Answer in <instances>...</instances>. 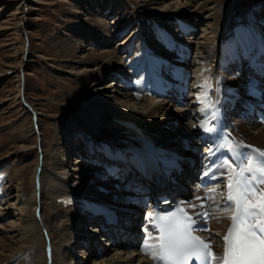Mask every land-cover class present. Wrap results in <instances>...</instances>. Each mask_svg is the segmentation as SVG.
I'll list each match as a JSON object with an SVG mask.
<instances>
[{
  "label": "bare ground",
  "instance_id": "bare-ground-1",
  "mask_svg": "<svg viewBox=\"0 0 264 264\" xmlns=\"http://www.w3.org/2000/svg\"><path fill=\"white\" fill-rule=\"evenodd\" d=\"M149 1H151V4L152 2H154L155 4H159L160 6L159 2L161 0ZM168 1L170 2L169 4L163 5V7L161 6V8H159V13L162 16L161 19H164V21L167 22L166 25L165 23L163 24L164 26L158 25L160 29V32H158L161 34L162 40H164V44L161 46L157 39L152 36L148 42L141 44L140 46L138 45L139 47H136L137 53L133 62L134 65H136V68L139 65L138 63H142V61L138 60V56L142 52H147L145 54L148 56L149 62L148 67L142 70L143 77L141 76L140 79H137V83L133 82L132 75L120 72V67L125 63L124 61L122 62V59L120 57L115 55L118 47H115L112 44L109 45L112 39L111 33L106 32L108 31L107 24L104 23L105 20L102 17H99V14L95 13V10H87L92 17H89V19L87 20L85 19L86 21H82V24H80V28L73 27L70 34L65 33L66 35L64 38V42H66L67 44L64 46V48L67 50L69 56H73L74 53L81 52L80 50L85 47V42L89 41L93 43V46L85 47V49L88 50V53L83 54L79 60H70L71 69H76L77 71L76 79L79 84V89L84 88L86 84L89 85L92 81L93 86L98 85L99 82H101L108 75H115L116 77L114 80H124L128 83L130 88L132 86V89H134L138 93V95H132L133 97L129 95L130 101L129 99H125L126 101H124V104H133V102L131 101H134V104L136 103L142 106V111L139 112H135L131 109L130 111L126 110L125 112H119L120 110L113 107L114 102L120 104V102H118L119 97L116 95L118 91L114 92V95H110L109 97H107L108 101H103L96 96L94 99L96 105L100 104V106L102 107H111V110H114V113H116L115 117H120V123L123 124H118V128L123 130L121 132L128 131L129 133V137L126 135L125 136L129 138L130 148H123L124 150L118 151L117 155L120 158L117 161L119 163H125L127 160L132 158L139 159L143 157V159H152L154 155H157L158 153H167L166 150L177 148V145L180 144L183 138L189 141V138H195L196 135H200L203 128L207 127L209 118L211 117V114L208 112L207 106L208 104H213V101L217 97V95H220L219 90H223L225 81L229 78L228 76H226V74H233L229 79L232 81L238 80L239 82L241 78L238 76V73L236 71H240V64L243 58L252 60L250 64H253V68L257 70H260V67H264V63L261 60V56L264 53V29L262 26H259V21L257 22L256 19H250V21L245 23L242 28L234 29L231 33L232 35L226 37L227 35H225L226 33H224L225 30L223 28V25L217 21V13L220 10L217 5L211 8V10L216 11H214V13H211L209 17L208 15H204V13L206 14L207 12L211 11L209 6L212 3L218 2V0H206L205 2H201V0ZM163 2L165 3L167 2V0H164ZM26 4V2H22L18 6V13L22 14L23 16L26 12ZM169 8H173V10ZM205 19L206 22H208L209 30L203 31L204 42L201 45L203 50H200L199 55L195 60L196 62H194L195 66L192 67L193 76H191V72H189L191 68H189L190 63L188 61V54L193 49L195 43L193 44L192 41H190V38L192 37V35L197 33H195V31L197 30V28H199L201 22H205ZM261 20L264 22L263 17H261ZM171 23L173 24L172 27L170 26ZM164 27L167 29H165ZM166 30H172V33L176 32L177 37L173 36L170 33H165ZM188 31H193V33L190 34V36L187 38L186 33ZM98 38L101 44H99ZM132 45L134 46V44H126L125 48H127V51H131ZM106 46L108 48L111 46V50H108ZM97 48H100V50ZM166 48L173 50L174 52H167ZM199 48L200 47L198 45L197 49ZM140 59L142 60V58ZM215 61L216 63H214ZM163 70H165V74H170L169 78H172L175 81H169L168 77H165L164 74H162L164 73ZM178 78H181V80H188L189 78H193L195 87L193 89V93L195 100L194 103H190L185 107L174 106L175 108H172L174 109L173 112L178 113V116H174V114L171 113L170 109L173 105L171 104L170 99L165 97L168 96L175 84L178 83ZM109 82L111 83L106 85V87H103V90L110 87L113 88L115 87V85H118L117 82L113 83L112 80H110ZM150 82H156L160 87L158 86L157 89L151 90ZM206 82L208 85H210V87L206 86ZM167 90H169V93H167ZM87 93V90H81L80 96L85 97ZM208 95L211 96L210 99H208ZM96 110L97 111L92 112L93 118L88 123L87 130L91 134H94V126H98V130L100 132L104 131L110 133V131L112 130L109 131L107 129H104L103 127L100 128L101 124L109 121L110 119L107 116L100 117L99 111H101L102 109ZM171 122H179V126L186 127L189 133L181 137H172L173 135H171L170 132L171 129L169 130V128H171ZM234 127L239 134L247 137L249 141L264 146V126H249L248 124L240 121L238 123H234ZM254 129L256 130L254 131ZM62 131L63 134H61L63 136L65 131ZM144 133H146L148 136L146 137ZM119 136H121V133ZM54 141L55 148H57L58 151H61L66 146L65 141L62 137L55 138ZM44 150L45 149H43V151ZM74 151L76 152V160H74V162L83 163L85 159V156L80 153L81 149H76L75 145L70 144L69 141L68 152L66 151L67 154H64L63 151L62 153H60L62 157H60V155L58 156L60 158L61 176L63 179L62 182L49 179L47 180L46 174H44V169H46V166H48V164L50 163L47 154L41 160L42 164H40V169L37 170L38 167L36 166V169L32 174V182L34 188L30 196L29 203L33 206V215L35 216V214L39 212V210H37V206L40 207L39 205L41 202H39V199H37V190L35 188V184L38 181V183H43V186H41L44 192H47V190L50 192V205L56 208L54 209V211L49 210L50 212H48L60 216L59 221H57L56 223L57 229L53 230L48 226L51 224H49L45 218L47 208L46 206H43V225L46 224V226L44 225V227L45 231H47V238L51 241V245L49 244L51 246L49 255L45 254L46 252L44 250L39 255V257L41 258L40 261H35L30 257V253L28 252L31 246L29 248H23L25 244L31 242L33 243L35 241L33 237L35 236L34 234L37 231V225H39L40 223L37 221V224H34V226L29 220V215L26 214L25 216H23L24 212L27 211L28 208V212L30 210V207H26V205L28 204L26 202L27 199L26 201L20 200L18 206L16 204L10 203L6 207L4 206L5 203L10 201V199H7V201L3 203L4 205L2 204L6 208L2 207L0 209V264H11V261L17 262L18 264H26V259H29L28 264H77V262L80 264H84L85 260L87 262L91 261L92 264H147L148 261L145 260L147 258V255H150L151 253L154 254L157 251V247H154L157 246L156 237L154 235L148 238L147 244H149L150 248H145L146 255L140 253V251L136 252V250H130V252H127V255L124 256L126 253H123V250H121L125 249L122 244L116 247V249L112 248V250H114L113 252H108L106 250L102 255L97 254L96 251L93 250L92 245L95 238L94 236H90V231H87V229L85 228L86 222L84 217L85 211H91L86 210L89 207L86 203H84L83 199H95V197L93 196L101 192L97 191V189H101L103 192L105 191V193L113 192L114 194H120L121 196H118L116 200L119 202V204L120 202L124 201L122 197L124 191L120 189L121 187L119 186V183L117 184L116 182H114V180H109L110 176H106L103 172V168L99 167L98 165L102 164L101 158L107 157V159L110 160L109 155L112 156L117 150L114 149L115 152H113L109 144H102L101 146H98L97 150L100 155H87L86 158L89 157L90 161L93 162V158L97 161H94L95 164H90L91 167L89 170L91 171L89 172H85L87 169L83 171V168L80 166V174H78V182H76L78 184V187H73L72 184L67 183V181L69 180L70 183L73 181L74 175H71L69 173L67 174V176L65 174L67 170L65 162H63L62 160L68 156L69 152L71 154ZM131 154L132 156H130ZM80 157H82L83 160H81ZM55 159V162L58 161L57 154ZM112 161L115 160L111 159V163ZM96 168L99 169L97 170ZM71 176L72 179L70 178ZM42 177L45 178L43 179ZM98 177L104 180H101L102 184L94 183L92 181ZM40 178H42V180H40ZM108 182H110V184L112 182L111 185L115 186L114 190H119L115 192L112 191V186L106 185ZM87 186H91L90 193L84 194L83 189ZM117 186L118 188H116ZM38 187L39 189L41 188L40 186ZM38 192L39 190L37 191V193ZM6 194L5 191H0V198L5 196ZM218 205L220 206L221 203H219ZM10 209H12V211L19 210V215L22 214V216H19L20 218L17 219V214H13ZM9 215L11 217H8ZM213 215L215 218L213 221L211 232L214 239V247L216 252L215 255L217 259H220L222 253L220 242L221 236L223 235V231L227 226L230 210L228 208H222L220 206ZM47 228L49 229V231ZM93 229L94 228H92V232H95L93 231ZM130 230L133 232L132 229ZM17 233L18 235L22 236L27 235V238H25V240H23L22 238H18L15 241V238H17ZM9 234H12L10 238ZM14 242H16V245L18 243L21 244L19 245V247H14ZM86 242H88L87 245H85ZM77 245L80 247V249H83V251L81 250L83 252V255L81 257H79V255L74 251ZM18 248L22 250V254L20 253L22 257H19L20 254L18 253ZM5 251H8L9 254H4L3 252ZM94 256L101 257V260L95 261L94 259H92ZM17 257L19 258V260L17 259Z\"/></svg>",
  "mask_w": 264,
  "mask_h": 264
},
{
  "label": "rangeland",
  "instance_id": "rangeland-1",
  "mask_svg": "<svg viewBox=\"0 0 264 264\" xmlns=\"http://www.w3.org/2000/svg\"><path fill=\"white\" fill-rule=\"evenodd\" d=\"M163 1L159 2V6V4L154 2L151 4L149 0H0V191L7 193L5 196L1 195L3 197L0 198V209L2 207L6 208L10 203L18 206L20 200L26 201L27 199L26 202L28 204L26 207H30V210L28 212V208L23 216L29 215L32 225H36L37 221L40 224L37 225V231L33 237L35 241L25 244L23 248L31 246L28 252L35 261H40L39 255L41 252L45 250V254L49 255V250H51V241L43 234L45 231L44 225L46 226V224L43 225V206L47 208L45 218L51 224L48 226L53 230L57 229L56 223L60 217L49 213L56 208L50 205V192L42 190L43 183L40 181V183L37 181L35 185L39 184L38 186L41 188L39 189L38 186H35V188L37 191L39 190L38 193L36 191V194L38 201H41L39 205L41 208L37 206L39 212L35 216L33 215V206L30 205L29 200L34 188L32 174L36 166L38 167L37 170L40 169L41 160L47 154L50 160V163L44 169L47 180L62 182L60 158L58 156L62 157L60 153L63 151L64 154H67L66 151L68 152L70 141V144L75 145L76 149H81L80 153L85 156L83 163L74 162L76 160L75 151L71 154L69 152L68 156L62 159L67 170L65 174L74 175L73 181L70 183L69 180L67 183L72 184L73 187H78L76 182H78L80 166L83 171L87 169L85 172H89L91 171L89 170L90 164L95 163L94 158V163L88 161V159L90 160L89 157L86 158L89 155L88 151L93 146L109 144L111 148L118 151L130 148L129 138L126 137H129L128 131L121 132L123 130L118 128V124L123 125L120 123V117H115L116 113L111 110V107L96 105L94 102L95 96L103 101H108L107 97L114 95V92L118 91L116 95L119 97L118 102L120 104L114 102L113 107L120 110L119 112L130 111V109L135 112L142 111V106L134 104V101H131L133 104H124L125 99L130 101L129 95L132 96L133 93L131 90L121 87L120 84L122 82L114 80L115 75L104 76L105 78L98 85L93 86L92 81L89 85L86 84L84 88L79 89L76 79L77 71L76 69H71L70 60H79L83 54L88 53L85 47H91L93 43L85 42V47L80 50L81 52L69 56L64 48L67 44L64 42L65 35L67 33L70 34L73 27L80 28L82 21L92 17L87 11L88 9L95 10V13L105 20L104 23L107 24L108 30L106 32L111 33L112 39L109 45L112 44L118 47L115 55L120 57L122 62L124 61L125 63L120 67V72L132 75V80L140 79L142 70L148 67V64L145 63L146 59L148 61V56L145 54L147 53L146 51L145 53H140L138 60L142 61V63H138L140 66L138 65L136 68L133 63L137 53L136 47L148 42L152 36L162 46L163 42L161 41L162 37L159 33L158 25H163L164 23L166 25L167 22L161 19L159 8L170 3L168 0L165 3ZM205 1L201 0V2ZM22 2L27 3L24 16L18 13V6ZM216 5L220 9L217 13V21L223 25L226 37L231 36L234 29L242 28L250 19L259 21V26L264 29V22L261 20V17L264 18V0H218V2L209 6L210 10ZM169 9L173 10V8ZM214 11L216 10H211L206 14L204 13V15L209 17ZM172 25L171 23L170 26L172 27ZM205 30H209L206 19L205 22H201V25L195 31L197 33L190 38V41L195 44L190 61L189 54L192 53V50L188 54L189 68H191L189 72L195 66L194 62H196L195 60L200 50H203L201 45L204 42L203 31ZM165 33H170L177 37L176 32L172 33V30H166ZM192 33L193 31H188L186 33L187 38ZM98 42L101 44L99 38ZM126 44H134V46H131V51H127V48H125ZM198 45L199 49H197ZM106 48L111 50V46L109 48L106 46ZM97 49L100 50V48ZM166 51L174 52L168 48H166ZM110 80L113 83L117 82L119 86L115 85L113 88L110 87L103 90V87L111 83L109 82ZM81 90H87L88 93L85 97L80 96ZM173 107L170 108L171 113L174 116H178V113L173 112ZM96 109H102L99 111L100 117L107 116L110 119L101 125L99 123L100 128L112 130L110 133L100 132L98 126H94V134L87 130V125L93 118L92 112L97 111ZM170 125L171 128L169 130L171 129L172 137H181L189 133L186 127L179 126V122H171ZM62 130L65 131L63 136ZM120 133L121 136H119ZM144 135L148 136L146 133ZM61 137L64 139L66 146L61 151H58L55 148L54 140ZM43 149L46 151H43ZM56 154L58 161L55 162ZM80 159L83 160L82 157ZM96 169L98 170L99 168ZM42 178L44 179L45 177ZM70 178L72 179V176ZM101 180L98 177L92 181L102 184ZM90 188L91 186L84 187V194L90 193ZM7 199H10V201L5 203ZM10 210L12 211V209ZM12 212L15 215L17 214V219L22 216V214L19 215V210ZM8 217L11 216L9 215ZM85 228L90 231L89 234L92 232V229H88L87 226ZM45 232L47 233V231ZM11 235L9 234V238ZM21 236L17 233L15 241L18 238L23 240L27 238V235ZM15 243L13 244L14 247H19L21 244L18 243L16 245ZM18 249L19 252H17L22 254V250ZM81 250L83 251L78 245L74 249L79 257L83 255ZM106 250L108 252L114 251L109 246L106 247ZM121 250L126 253L124 256L127 255V252H130L126 249ZM3 253L9 254L8 251ZM21 254L19 257H22ZM17 259L19 260L18 257ZM92 259L95 261L101 260V257L94 256ZM28 262L29 259H26L25 263L28 264ZM84 262V264H92L91 261L87 262L85 260ZM11 264L18 263L11 261ZM77 264L80 263L77 262Z\"/></svg>",
  "mask_w": 264,
  "mask_h": 264
},
{
  "label": "snow or ice",
  "instance_id": "snow-or-ice-1",
  "mask_svg": "<svg viewBox=\"0 0 264 264\" xmlns=\"http://www.w3.org/2000/svg\"><path fill=\"white\" fill-rule=\"evenodd\" d=\"M206 86L210 87L207 82ZM229 169L227 200L236 211L223 237L221 264H264V188L259 187L264 185V162L245 161L238 169L231 165ZM153 219L161 233L159 244L154 246L159 252L153 254L158 264H211L215 258L211 245L192 235L194 221L183 209Z\"/></svg>",
  "mask_w": 264,
  "mask_h": 264
}]
</instances>
